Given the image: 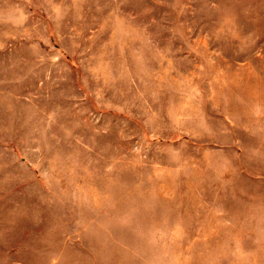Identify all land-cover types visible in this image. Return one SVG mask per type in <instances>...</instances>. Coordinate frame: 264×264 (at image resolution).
<instances>
[{
  "label": "rangeland",
  "instance_id": "obj_1",
  "mask_svg": "<svg viewBox=\"0 0 264 264\" xmlns=\"http://www.w3.org/2000/svg\"><path fill=\"white\" fill-rule=\"evenodd\" d=\"M0 264H264V0H0Z\"/></svg>",
  "mask_w": 264,
  "mask_h": 264
}]
</instances>
